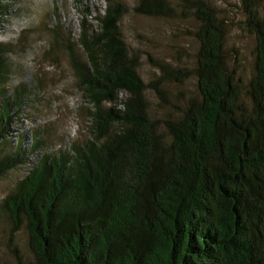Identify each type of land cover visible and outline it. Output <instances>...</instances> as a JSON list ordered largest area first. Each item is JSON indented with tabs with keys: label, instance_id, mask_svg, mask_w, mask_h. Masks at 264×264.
<instances>
[{
	"label": "trees",
	"instance_id": "16d2710c",
	"mask_svg": "<svg viewBox=\"0 0 264 264\" xmlns=\"http://www.w3.org/2000/svg\"><path fill=\"white\" fill-rule=\"evenodd\" d=\"M261 1L242 0L256 40L248 76L230 64L227 22L211 0H107L76 34L53 7L55 45L68 43L89 119L83 140L59 148L39 126L14 135L39 87L11 91L16 48L0 41V179L19 173L0 197L13 258L0 264H264ZM20 4L0 0V28ZM131 12L190 20L192 69L159 61L161 76L146 82L122 29ZM64 28L70 35L61 37ZM190 72L197 94L156 117L149 89L167 102V80L182 83ZM22 230L32 259L16 243Z\"/></svg>",
	"mask_w": 264,
	"mask_h": 264
},
{
	"label": "rangeland",
	"instance_id": "374dc122",
	"mask_svg": "<svg viewBox=\"0 0 264 264\" xmlns=\"http://www.w3.org/2000/svg\"><path fill=\"white\" fill-rule=\"evenodd\" d=\"M131 7L136 0H122ZM219 14L227 22L225 46L230 55V64L238 68L244 76L250 75L256 40L245 27V10L242 0H211ZM21 9L0 28V41L13 42L16 51L11 54L14 60L11 76V91L21 82H36L35 95L27 103V118H21L14 135L23 129L36 126L44 128L50 137V146L62 145L83 140L88 133L89 119L86 117L88 104L78 92L77 79L67 50V42L59 39L55 45L54 29L58 18L50 14L53 7L60 9V23L70 27L72 33H78L82 17L95 24V16L107 7V0H21ZM86 7V8H85ZM90 9V10H89ZM264 15V0L261 1ZM193 25L190 20L157 19L134 12L126 15L122 22L125 39L141 55L140 74L146 82L157 79L161 71L156 62L164 61L172 66H194L197 43L190 32ZM70 35L69 30L60 34ZM232 56V57H231ZM39 83L41 84L39 86ZM167 102L155 91L149 89L148 96L152 111L158 118H168L176 107L183 106L186 98L197 94V79L192 72L184 82L167 80ZM52 144V145H51ZM13 172L7 178L0 179V197L4 196L18 177ZM8 227L0 222V263L13 260L8 250ZM16 243L24 257L32 259L28 249V234L18 233Z\"/></svg>",
	"mask_w": 264,
	"mask_h": 264
}]
</instances>
